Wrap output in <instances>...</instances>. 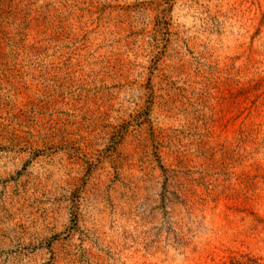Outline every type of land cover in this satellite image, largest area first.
Here are the masks:
<instances>
[{
    "label": "rangeland",
    "instance_id": "rangeland-1",
    "mask_svg": "<svg viewBox=\"0 0 264 264\" xmlns=\"http://www.w3.org/2000/svg\"><path fill=\"white\" fill-rule=\"evenodd\" d=\"M0 264H264V0H0Z\"/></svg>",
    "mask_w": 264,
    "mask_h": 264
}]
</instances>
